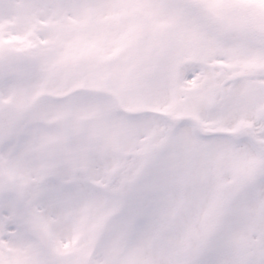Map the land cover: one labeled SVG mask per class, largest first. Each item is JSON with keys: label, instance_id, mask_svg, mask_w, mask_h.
<instances>
[{"label": "snow or ice", "instance_id": "6c2138e0", "mask_svg": "<svg viewBox=\"0 0 264 264\" xmlns=\"http://www.w3.org/2000/svg\"><path fill=\"white\" fill-rule=\"evenodd\" d=\"M0 264H264V0H0Z\"/></svg>", "mask_w": 264, "mask_h": 264}]
</instances>
